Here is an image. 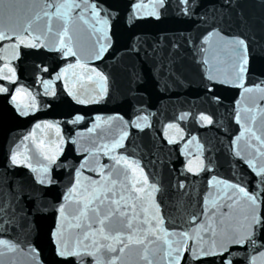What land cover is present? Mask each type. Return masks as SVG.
<instances>
[{
	"label": "water",
	"instance_id": "obj_1",
	"mask_svg": "<svg viewBox=\"0 0 264 264\" xmlns=\"http://www.w3.org/2000/svg\"><path fill=\"white\" fill-rule=\"evenodd\" d=\"M23 2L38 3L39 0ZM137 2L140 0H99L102 7L113 10L110 32L113 47L105 53L102 60L81 58L88 68H97L110 78L109 95L98 103L79 104L68 95L69 89L77 91L81 98H90L98 93V85L88 79L92 74L75 67L76 57H65L51 47L31 49L21 45L19 58L10 61L17 70V81L11 85V93L15 94L17 87L27 89L35 97L36 107L29 110L27 115H22L16 104L12 103L11 95L0 93V190L20 188L22 195L16 211L24 208L34 227L31 234L26 236L22 225L6 224L4 217L0 215V225L3 226L0 227V239L21 243L25 248L23 242L30 241L39 253L35 264H54L50 232L56 226L55 206L62 202L63 194L70 186V177L75 175V169L88 154L86 150H95L102 144L111 143L119 137L122 130H127L129 135L117 154L139 161L150 182H159L162 192L156 194V200L161 205L166 221H169L166 224L169 230L173 228L170 222L172 219H175L178 231L196 227L195 224L188 225V217L177 211L180 202H183L184 211L200 215L205 194L211 193L210 199L218 194L222 195L216 187L210 188L208 185V180L213 175L231 182L244 181L249 191L258 190V177L246 163L234 156L231 144L242 131L241 123H244L243 119L241 123L235 119L237 101L242 117L245 115L243 108L251 107L252 101L249 94L242 97V89L232 85L217 83L214 92H207L204 87L206 81L202 79L207 66L200 62L202 53L199 49L202 37L206 34L205 29L211 31L210 27L201 22L200 18L205 13L210 21L213 17L216 18L217 26L225 36L243 34L254 36L257 41H264V0H232L231 7L225 5V0H197L191 17L180 14L178 0H166V7L161 10L159 20L143 16V13V18L133 16L129 19L131 4ZM142 2L150 5L151 0ZM221 8H224L222 17L219 11H213ZM4 22V18L0 17V23ZM54 30H59L55 23ZM73 35L77 49L94 51L98 47L97 37L78 20L74 21ZM7 43L9 42L0 41V48ZM156 44L163 46L165 54L174 53L176 60L179 78L170 79L167 86L163 84V74L159 79L153 74L154 62L142 58L143 48ZM174 44L177 47L174 48ZM133 45L141 48L140 55L129 52ZM5 54L0 52V56ZM2 65L3 61H0V66ZM68 65L74 67L68 69L67 80L63 75L57 79L60 69ZM260 66V58H254L255 70L248 76V85L264 79L259 74ZM42 81L52 82L47 91ZM0 83L8 86L7 81ZM214 96L219 97V100L214 99ZM23 99L24 103L31 102L26 96ZM261 104L264 106V102ZM182 112L189 115L180 120L178 117ZM201 113L211 116L213 123L200 121ZM116 114L123 116L126 121L133 120L136 116H148L150 127L141 130L116 121L110 127L88 132L97 115L108 117ZM76 115H81L84 119L72 123ZM45 121L52 122L55 126L49 127ZM169 123L178 124L183 129V139H177L174 144H169L168 137L165 136ZM38 124L40 126L36 127ZM57 127L60 129L59 135ZM257 128L259 129V118ZM168 135L175 137L176 130L168 129ZM193 136L204 146L203 158L208 164V169L198 174L190 173L186 168L187 161L196 155L195 142L185 149ZM244 144L242 139L241 148ZM57 147L62 151L56 164L51 166L52 184H39L36 180L37 173L25 165H13L10 160L12 152L19 151L22 155L31 157L34 168H39L46 163L42 153ZM185 152L189 155L186 156ZM98 158L102 164L113 163L102 150ZM91 166L89 164L81 170L83 175L99 179L96 172L89 170ZM178 182H183L185 187L179 189ZM37 206L46 211L41 214L28 211ZM69 211H73V208L70 207ZM200 218L204 219L203 216ZM233 251L237 252L235 259L238 264H247V247L233 248ZM260 251L264 249L257 246L251 253L257 256V264H261ZM129 258L136 259L134 254ZM0 259L5 264H33L26 252L9 253ZM182 264H190L188 253H185ZM205 264H212V258H205ZM216 264H219L218 260Z\"/></svg>",
	"mask_w": 264,
	"mask_h": 264
},
{
	"label": "snow or ice",
	"instance_id": "obj_2",
	"mask_svg": "<svg viewBox=\"0 0 264 264\" xmlns=\"http://www.w3.org/2000/svg\"><path fill=\"white\" fill-rule=\"evenodd\" d=\"M178 5L182 16L191 17L197 0H178ZM225 5L231 7L232 0H225ZM165 7L166 0H151L150 5H145L140 0L131 4L129 19L133 16L143 18V13V16L159 20L161 10ZM213 11H219L222 17L224 8ZM0 17L5 20L0 23V41L9 42L0 48V52L6 53L0 56V61H3L0 66V81L8 82V86L0 83V93L11 95L12 103L16 104L22 115H27L36 104L35 97L25 88L17 87L15 94L11 93V85L17 81V70L10 61L19 58L21 45L31 49L51 47L65 57H76L75 67L90 72L92 75L88 79L98 85V93L90 98H81L77 91L69 89L68 95L77 103H98L109 95V76L97 68H88L81 58L102 60L105 53L113 47L110 35L113 10L102 7L99 0H39L38 3L0 0ZM200 19L211 28V31L205 29L206 34L202 37L199 49L202 53L200 62L207 66L202 77L206 81L205 90L214 92L217 83L232 85L242 89V97L249 94L252 101L251 107L243 108V117L237 101L235 119L238 123L243 119L244 123H241L242 131L231 144L234 156L246 163L258 177V190L249 191L244 181L231 182L213 175L208 180V185L210 188L216 187L222 195L218 194L210 199L211 193L205 194L200 215L184 211L183 202H180L177 211L188 217V225L195 224L196 227L178 231L176 221L172 219L170 222L173 228L169 230L166 227L169 221H166L161 205L156 200V194L162 192L159 182H150L139 161L117 154L129 135L127 130H122L119 137L111 143L102 144L95 150H86L88 154L75 169V175L70 177V186L63 194L62 202L55 206L56 226L50 232L54 264H182L185 253L189 254L190 264H205V258H212V264H216L217 260L219 264H238L235 259L237 252L233 248L243 247L248 248L245 256L247 264H257V256L251 253L257 246L264 249V106L261 104L264 102V79L251 85L246 81L255 70L253 61L256 57L261 60L259 74L264 77V41H257L254 36L243 34L225 36L217 26L215 17L210 21L205 13ZM76 20L86 25L91 34L97 37L98 47L94 51L77 49L73 35ZM54 23L59 30H54ZM173 47L177 46L174 44ZM129 52L140 55L141 48L133 45ZM142 58L154 62L153 74L158 79L163 74L165 86L170 79L179 78L174 53L165 54L162 45L144 47ZM72 67L74 66L68 65L61 68L56 78L63 75L67 80L68 69ZM42 82L47 91L52 82ZM52 94L55 95V92L52 91ZM25 96L30 103H24ZM213 98L219 100V97ZM188 115L189 113L182 112L178 119L183 120ZM83 119V116L76 115L72 123ZM199 120L206 124L213 123L212 117L203 113ZM116 121L141 130L150 127L148 116H136L133 120L126 121L119 114L108 117L97 115L88 132L110 127ZM44 123L49 127L55 126L52 122ZM168 129H175L176 136H169ZM57 134H60L58 127ZM165 136L168 137L169 144H174L177 139H183V129L178 124L169 123ZM242 139L245 141L243 148L240 146ZM194 142L196 155L187 161L186 168L188 172L198 174L208 169V164L203 158L204 146L197 137H191L185 149ZM101 150L113 161L112 164L100 163L98 157ZM61 151L57 147L43 152L46 163L39 168H34L31 157L22 155L19 151H13L10 160L13 165H25L37 173L36 180L39 184H52L51 166L56 164ZM184 154L189 155L188 152ZM89 164L92 165L89 170L96 172L99 179L83 175L81 170ZM177 187L183 189L185 184L178 182ZM0 193V215L4 217V222L22 225L26 236L30 235L34 227L31 217L22 207L19 212L16 211L22 195L20 188H4ZM70 207L73 211H69ZM28 211L41 214L46 209L37 206ZM23 243L26 248L21 243L0 239V257L9 253L26 252L35 264L38 250L28 240ZM133 254L135 260L129 258ZM259 256L262 258L261 264H264V251H260ZM0 264H5V261L0 259Z\"/></svg>",
	"mask_w": 264,
	"mask_h": 264
}]
</instances>
